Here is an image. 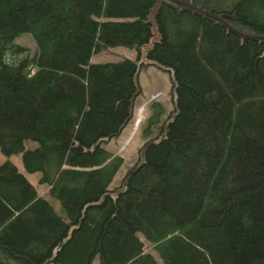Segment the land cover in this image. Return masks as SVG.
I'll use <instances>...</instances> for the list:
<instances>
[{"label":"trees","instance_id":"obj_1","mask_svg":"<svg viewBox=\"0 0 264 264\" xmlns=\"http://www.w3.org/2000/svg\"><path fill=\"white\" fill-rule=\"evenodd\" d=\"M184 1L264 36V0ZM108 46L136 58L89 62ZM138 64L170 73L173 108L109 189L122 158L102 144L132 117ZM0 152V264H264V40L211 17L169 0H0Z\"/></svg>","mask_w":264,"mask_h":264},{"label":"rangeland","instance_id":"obj_2","mask_svg":"<svg viewBox=\"0 0 264 264\" xmlns=\"http://www.w3.org/2000/svg\"><path fill=\"white\" fill-rule=\"evenodd\" d=\"M15 42L27 48V55L29 57L34 54V42L29 34L25 33L18 38L16 37ZM147 48L148 45L141 46V57L146 52ZM123 58L134 60L136 58V51L123 46H108L98 52L92 53L89 62H113ZM30 70L33 71L32 66H30ZM137 82L139 92L132 103L131 119L124 125L119 135L112 137L108 141H104L102 144V146L113 155H118L122 158L121 166L112 178L109 189L117 188L130 169L134 168L139 162L140 150L147 142H150L151 139L159 134V127L163 126L165 118L169 116L173 108L170 73L166 70L159 69L152 64H138ZM154 103L160 107L161 113H156L157 110L152 107ZM149 121L152 123H148ZM145 130L148 132L147 135H145ZM24 146L26 149H31L36 146V143L27 140ZM5 158L6 157L0 152V163L4 161ZM8 159L15 165L18 172L36 188L38 195L45 198L52 206L53 210L65 219L58 201L47 196V185L39 183V173L26 172L22 166L20 154L18 153L11 154ZM143 248L152 252L147 243L144 244ZM157 262L161 264L158 259ZM92 264H97V258H94Z\"/></svg>","mask_w":264,"mask_h":264},{"label":"water","instance_id":"obj_3","mask_svg":"<svg viewBox=\"0 0 264 264\" xmlns=\"http://www.w3.org/2000/svg\"><path fill=\"white\" fill-rule=\"evenodd\" d=\"M169 1H172V2H174L176 4H178V5H182L184 7H187L189 9H192V10L198 12V13H201V14H203L205 16L211 17V18H213V19L221 22L223 24V26H225V28H227L229 31H231L232 33H234L235 35H237V36H239L241 38L261 39V40H264V36H262V35L246 34V33H242L240 31L236 30L234 27H232L230 24H228V22H226V19H229L230 18V16L227 15V14L216 15V14H214L212 12L205 11L202 8L196 7V6L192 5L191 3L186 2L184 0H169Z\"/></svg>","mask_w":264,"mask_h":264},{"label":"crops","instance_id":"obj_4","mask_svg":"<svg viewBox=\"0 0 264 264\" xmlns=\"http://www.w3.org/2000/svg\"><path fill=\"white\" fill-rule=\"evenodd\" d=\"M121 131H122V130H121ZM121 131H120V133H121ZM120 133H119V134H120Z\"/></svg>","mask_w":264,"mask_h":264}]
</instances>
